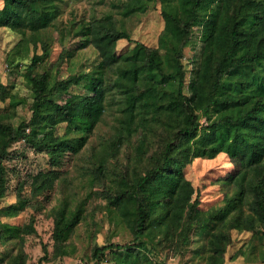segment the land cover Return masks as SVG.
<instances>
[{"label": "trees", "instance_id": "obj_1", "mask_svg": "<svg viewBox=\"0 0 264 264\" xmlns=\"http://www.w3.org/2000/svg\"><path fill=\"white\" fill-rule=\"evenodd\" d=\"M62 2L0 0V28L19 35L6 66L31 98L0 83V239L18 240L6 264H25L24 239L36 233L34 215L11 221L42 209L50 191L58 194L47 213L54 259L75 253L72 236L98 211L108 237L97 242L89 227L90 251L79 264H167L194 233L204 234L205 264H224L239 234L246 239L231 258L259 248L264 262V0H115L116 16L59 25L62 48L51 62L42 31ZM156 6L163 24L154 45L119 28ZM195 29L200 47L189 67L184 52ZM89 49V69L63 71ZM21 104L30 116L14 125ZM20 141L47 166L18 179L4 204L10 149ZM220 154L232 169L217 179L220 201L203 208L185 169ZM67 158L73 171L62 169Z\"/></svg>", "mask_w": 264, "mask_h": 264}, {"label": "rangeland", "instance_id": "obj_2", "mask_svg": "<svg viewBox=\"0 0 264 264\" xmlns=\"http://www.w3.org/2000/svg\"><path fill=\"white\" fill-rule=\"evenodd\" d=\"M61 15L52 27L46 31H42V36L47 40L51 46V53L49 61L54 62L57 60L61 51V45L59 43V25L66 30L70 25V20L75 18L78 22L92 19H100L109 16L117 15V7L115 0H63L59 4ZM119 17V16H117ZM120 19V18H119ZM162 20L159 14V10L156 6L154 10H148L146 13L132 14L120 21V29L126 30L131 33L134 39L143 41L148 45H154L156 35L162 27ZM197 29L193 36L188 48L185 49V60H189V67H194V63L191 59L195 53H198L200 43L198 42ZM19 35L8 29L0 28V83L4 84L13 95L18 97H24L29 103L31 101L29 88L25 85L22 79L15 73L18 70H9L6 66V54L8 50L18 40ZM69 40V37L67 38ZM73 40L68 46L74 45ZM67 44V43H66ZM96 60V56L92 49L86 51H79L75 53V57L72 64L68 66H62L63 71L67 69L79 70L89 69ZM22 67V66H21ZM67 67V68H66ZM69 71V70H68ZM4 103L0 102V107H3ZM28 104H21L16 108L13 123L16 125L19 121L28 119L30 111ZM106 123H104L105 125ZM9 155L11 156L8 161V178L9 187L11 192L7 194L3 203H9L13 201L12 189L18 179L26 178L29 173H36L39 170L46 168L47 157L43 153L36 152L33 149L25 147L22 141L16 143L11 149ZM66 163L62 169L73 171L71 161L67 158ZM232 164L229 162L226 156L220 154L214 159H200L196 158L185 169V175L191 180L194 188L199 194L201 207L207 208L211 205L218 203L222 197L224 187L217 183V179L223 178L229 172H231ZM79 182V180H78ZM57 193L54 191L46 192L43 196H40V200L43 201L44 207L40 210L27 209L19 217L11 222L25 221L30 215L35 216V228L36 233L27 235L22 245L23 252L26 256L25 264H79L80 258L90 251V238L88 236L89 227L95 235V240L99 243H103L108 237V224L107 218L101 212H95L93 215V221H89V225L86 223L80 224L78 229L72 236V240L75 243L76 251L71 256L63 258H52V220L47 215L48 209L56 203ZM125 238V237H124ZM126 240L129 237L125 238ZM246 237L239 234L236 242L230 246L226 254V261L224 264H264L260 260L259 248L255 249L253 254L247 253L246 258L238 256L232 259V255L243 244ZM112 242L123 243L121 236H113ZM18 248V240H4L0 239V264H6L8 258L16 253ZM44 248L48 251L44 255ZM208 253L206 247H204V234L194 233L191 243L182 257H169L167 264H205V257ZM111 264V263H104Z\"/></svg>", "mask_w": 264, "mask_h": 264}]
</instances>
